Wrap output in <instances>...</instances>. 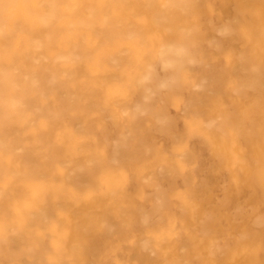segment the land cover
<instances>
[{
  "label": "bare ground",
  "instance_id": "obj_1",
  "mask_svg": "<svg viewBox=\"0 0 264 264\" xmlns=\"http://www.w3.org/2000/svg\"><path fill=\"white\" fill-rule=\"evenodd\" d=\"M0 264H264V0H0Z\"/></svg>",
  "mask_w": 264,
  "mask_h": 264
}]
</instances>
